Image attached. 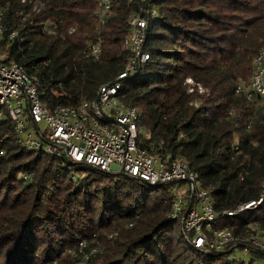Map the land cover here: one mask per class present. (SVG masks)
Listing matches in <instances>:
<instances>
[{"label":"trees","instance_id":"obj_1","mask_svg":"<svg viewBox=\"0 0 264 264\" xmlns=\"http://www.w3.org/2000/svg\"><path fill=\"white\" fill-rule=\"evenodd\" d=\"M140 5L157 10L146 31L149 61L123 81L121 100L139 110V125L151 131L155 147L163 143L164 152L185 158L198 173L216 212L257 201L264 196V109L235 88L248 83L264 47V0H114L98 61L88 58L99 34L97 0H0L7 27L0 53L39 79L49 105L93 99L124 70L128 19ZM11 30L19 36L10 39ZM188 78L203 86V96L187 94ZM52 90L66 95L55 98ZM0 140L6 152L0 158V264H254L261 255L242 247L250 254L246 262L230 247L196 249L191 234L170 218L172 185L150 186L28 151L9 120L0 124ZM76 171L83 177L74 183ZM26 174L31 181L23 180ZM215 228L238 237L264 233V200L219 218ZM80 240L99 250L87 262L67 254Z\"/></svg>","mask_w":264,"mask_h":264},{"label":"built area","instance_id":"obj_2","mask_svg":"<svg viewBox=\"0 0 264 264\" xmlns=\"http://www.w3.org/2000/svg\"><path fill=\"white\" fill-rule=\"evenodd\" d=\"M113 4L114 0H97L99 34L90 43L88 52V58L93 61L101 57V30L112 14ZM5 11L0 7V43L7 30ZM153 16H157L156 8L148 9L146 5H140L130 13L129 32L123 40V47L129 53L124 70L114 80L100 85L93 99L83 98L74 105L47 104L41 97L39 79L16 63H5L7 55L0 53V124L9 120L19 143L28 151L42 152L77 167L126 174L150 186L172 185L174 200L170 218L180 222L183 232L191 234L196 249L221 252L229 247L231 251L249 247L261 253L254 264H264V233L238 237L230 230L215 228L221 217H234L256 209L264 196L235 210L216 212L211 193L201 187L198 173L190 168L185 158H173L164 152L163 143L159 148L155 147L151 143V131L139 125V110L120 98L123 81L149 61L144 44L148 20ZM43 30L52 32L48 23L43 24ZM18 36L17 30L8 33L10 39ZM185 86L187 94L192 97L205 94L203 86L192 78L186 79ZM51 93L55 98L66 95L56 90ZM235 93L248 102L259 99L264 107V47L253 61L250 81L237 84ZM193 103L194 107L198 106ZM5 155L6 152L0 149V158ZM23 180L31 181L32 175H23ZM71 181H77L74 174ZM254 227L257 229L256 225ZM67 252L77 254L87 262L99 250L89 248L86 240H80L75 249Z\"/></svg>","mask_w":264,"mask_h":264},{"label":"rangeland","instance_id":"obj_3","mask_svg":"<svg viewBox=\"0 0 264 264\" xmlns=\"http://www.w3.org/2000/svg\"><path fill=\"white\" fill-rule=\"evenodd\" d=\"M249 79H251V78H249ZM250 81V80H249ZM248 81V82H249ZM196 103H197V105L199 106L200 105V103H199V101H195ZM192 103H193V101H192ZM196 103H193V104H196ZM258 105H259V107H262L263 109H264V107L260 104V103H258ZM197 106V107H198ZM74 175L76 176V178H77V180H80L83 176L81 175V173L80 172H78V171H76V172H74ZM263 203V202H262ZM261 203V204H262ZM260 204V205H261ZM88 244V243H87ZM67 254H68V252H67ZM234 256H236V258H238V259H242V260H245L246 262H248L249 261V259H250V254L248 253V251L247 250H241V249H238V250H236V251H234ZM68 255H70V254H68ZM233 256V255H232Z\"/></svg>","mask_w":264,"mask_h":264},{"label":"water","instance_id":"obj_4","mask_svg":"<svg viewBox=\"0 0 264 264\" xmlns=\"http://www.w3.org/2000/svg\"><path fill=\"white\" fill-rule=\"evenodd\" d=\"M124 176H128V175L124 174Z\"/></svg>","mask_w":264,"mask_h":264}]
</instances>
